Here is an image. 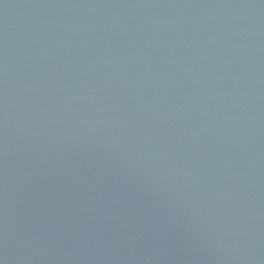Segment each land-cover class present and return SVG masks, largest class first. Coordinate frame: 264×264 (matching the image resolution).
I'll return each instance as SVG.
<instances>
[{
	"label": "water",
	"instance_id": "water-1",
	"mask_svg": "<svg viewBox=\"0 0 264 264\" xmlns=\"http://www.w3.org/2000/svg\"><path fill=\"white\" fill-rule=\"evenodd\" d=\"M0 264H264V0H0Z\"/></svg>",
	"mask_w": 264,
	"mask_h": 264
}]
</instances>
